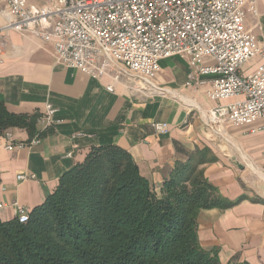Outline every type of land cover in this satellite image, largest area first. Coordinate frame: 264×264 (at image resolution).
I'll list each match as a JSON object with an SVG mask.
<instances>
[{"label":"crops","instance_id":"1","mask_svg":"<svg viewBox=\"0 0 264 264\" xmlns=\"http://www.w3.org/2000/svg\"><path fill=\"white\" fill-rule=\"evenodd\" d=\"M48 1L26 0L36 7ZM5 6L6 0H0V27L6 22ZM258 12L260 31L253 32L264 41V0H258ZM246 24L251 26L253 19L248 16ZM0 48V103L6 111L33 117L35 131V120L46 103L58 109L57 123L42 132L37 146L7 151L0 135V204L17 202L31 211L92 148L106 145L126 151L158 192L163 174L184 160L181 152L206 146L217 161L201 167L204 177L224 198L240 200L230 209L198 214L199 244L205 250L216 249L220 264H264V135L249 133L251 127H232L220 136L207 127L205 111L217 103L183 88L187 61L173 57L159 63L158 82L181 96L141 98L128 95L119 85L108 92V79H92L56 65L52 44L3 31ZM187 99H194L197 108L187 107L185 102L193 104ZM152 122L168 124L169 132L155 134ZM8 131L14 143L33 138L26 129ZM18 174L33 178L18 182ZM12 219L10 207L0 208L1 221Z\"/></svg>","mask_w":264,"mask_h":264},{"label":"built area","instance_id":"2","mask_svg":"<svg viewBox=\"0 0 264 264\" xmlns=\"http://www.w3.org/2000/svg\"><path fill=\"white\" fill-rule=\"evenodd\" d=\"M3 11L0 33L13 31L52 44L56 65L108 79V92L119 85L130 96L171 93L178 98L180 92L158 82L159 63L185 60L189 72L183 88L217 103L205 111L207 127L220 136L232 127L264 135V41L253 32L260 31L258 0H49L43 7L6 0ZM187 100L193 103L185 102L187 107L197 108L194 99ZM57 113L46 103L27 143H14L5 131V150L37 146L42 132L57 123ZM150 128L159 135L169 132L166 123L152 122ZM32 178L18 174L15 179ZM2 207H10L18 223L28 221L27 207L17 202Z\"/></svg>","mask_w":264,"mask_h":264},{"label":"trees","instance_id":"3","mask_svg":"<svg viewBox=\"0 0 264 264\" xmlns=\"http://www.w3.org/2000/svg\"><path fill=\"white\" fill-rule=\"evenodd\" d=\"M13 128L36 133L33 117L0 103V135ZM181 153L157 192L126 151L92 148L26 223L0 220V264H220L216 249L199 244L198 214L240 199L204 177L201 167L217 161L209 148Z\"/></svg>","mask_w":264,"mask_h":264}]
</instances>
